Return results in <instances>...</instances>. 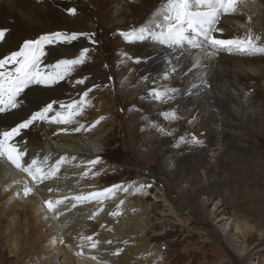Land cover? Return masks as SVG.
Listing matches in <instances>:
<instances>
[{"label": "bare ground", "instance_id": "1", "mask_svg": "<svg viewBox=\"0 0 264 264\" xmlns=\"http://www.w3.org/2000/svg\"><path fill=\"white\" fill-rule=\"evenodd\" d=\"M91 1L95 8L91 14L103 25V37L107 39L110 35L127 32L148 23L152 14L165 2ZM35 2L36 0H0V29L8 30L6 41L0 42V54L18 50L22 46L19 35L24 32L18 31V26L25 33L39 34L61 29L78 32L84 29V23H88L85 8L79 9L80 14L71 20L64 11L69 7L62 0ZM8 15L13 18L11 23L6 20ZM87 26L88 24L86 28L89 29ZM216 28L223 30L222 33H214L217 38L233 39L251 32L253 36L261 37L258 44L264 46V0H244L238 5L236 14L222 15ZM81 48H84V43L80 39L72 44L47 46L46 51L49 54L44 58L45 63L53 64L58 59H70ZM125 48V53L132 56L130 52L133 50V58H139L141 62L131 66L130 59L122 60L121 53L117 54L115 48L112 50L107 45L105 53L111 52L113 55L111 67L116 68L117 64L122 66L113 78V85L110 87L113 92L110 89L105 98H97L91 111L88 108L81 115V119L78 117L77 122L68 126L36 123L22 133V138H16L21 150L27 152L24 158L26 161L30 162L33 158L42 161L45 157L48 158L45 170L54 166L60 157H64L56 178L34 185L26 173L0 159V264H168L163 259L165 255L161 247L156 243L150 244L156 240V232L166 227L191 231L189 228L192 222L188 223V218L184 220L175 203L164 194L160 199L164 209L155 218L157 213L152 212L146 201L150 197L149 188L136 191L140 184L146 185L148 181L139 171L133 182L117 183L124 187L133 184L132 188L127 192L123 189L116 191L102 205L95 201L85 202L69 210L74 202L69 199L57 207L56 216L44 206L43 202L48 199L63 200L64 197L88 195L111 187L104 183L107 181L105 177L115 175L119 168L105 158L103 150L112 128L114 130L120 126L116 123L118 115L114 114L113 107L110 106V102L115 105V98L130 102L132 106L139 103V108L147 111L156 120L165 103L178 107L181 112L194 107L193 116L200 115L203 119L202 126H196L195 129L205 130L216 145H223L218 151V162H226L222 152L228 147L231 135L251 132L264 137V55L246 57L245 54L229 53L225 50L221 54L217 52L206 57L199 49H189L187 45L184 48L169 49L152 41L131 44ZM197 57L201 66L189 72L188 68ZM173 66L177 69L175 72L172 71ZM129 68H132L131 72ZM105 75L99 82H108ZM92 83V80H88L81 89ZM166 88H176L180 92L175 99H168L164 103L149 98L153 89L163 91ZM68 92L70 93V89L65 82H60L53 89L37 87L25 99L20 109L14 110V113L0 114V126H15L51 100L68 103ZM184 103L186 107H183ZM100 117L104 119L94 128L84 132V129L80 132L72 131L82 122L88 126ZM137 126V123L133 125L132 130L137 129ZM65 127L68 131H61ZM171 128L170 126L167 130L171 131ZM239 145L242 149L251 150V146L244 142ZM164 152L160 154L158 164L170 175L176 169L175 151ZM96 158L100 162L95 166L90 165L89 161ZM216 179L215 175L211 187ZM25 182L33 189L32 194L27 197L23 194ZM49 188L52 189L51 192L48 191ZM216 194L211 191L206 199L212 204L215 217L209 223L211 230L200 235L199 243L203 246L213 243V238L216 237L218 242L222 241L229 247V256L236 262L262 264L259 261L252 262L249 257L258 253L264 243V228L260 225L256 228L249 225L248 220L250 221L252 213L225 214L220 209L223 204H220L221 200ZM121 200L124 201L122 205ZM117 205H120L119 209ZM25 208L28 209V214L24 211ZM100 208L103 211H99ZM117 210L121 213L119 216L109 215ZM94 211L98 215L90 219ZM150 233L153 235L149 237ZM253 233L257 234L259 241L251 245L247 240ZM87 236H92L93 241L98 242L95 249L90 247L87 239H81ZM61 240L64 243H60ZM216 249L221 252L219 248ZM78 252L82 254L76 255ZM116 252L119 255L113 254ZM92 256L97 259H91ZM223 257L220 254L216 259L218 262L204 264H226Z\"/></svg>", "mask_w": 264, "mask_h": 264}, {"label": "rangeland", "instance_id": "2", "mask_svg": "<svg viewBox=\"0 0 264 264\" xmlns=\"http://www.w3.org/2000/svg\"><path fill=\"white\" fill-rule=\"evenodd\" d=\"M62 2L69 8L78 10L77 15L70 16L71 20H74L80 14L79 9L85 8V11H87L88 23H84V29L82 28L75 33L94 34L91 39L95 43H90L87 36L79 38L83 41L84 48L89 49L86 62L77 66L71 76L61 81L65 82L70 89V93H66L69 102L72 99H79L85 90L92 88L93 90L89 92L87 97L90 104L85 108L84 112L88 108L91 111L92 105L97 98H105L109 94L110 87L113 85V78L122 66L117 64L116 68L111 67L110 62L113 55H111V52L109 54L105 53L107 52L105 51L106 46L108 45L112 50L115 48V52L117 54L121 53V59L123 60L130 56L125 53V47L131 44L125 42L120 35L121 32L114 36H108V39L103 37L105 33L103 25L96 21L93 13L91 14L92 10H95L91 0H82V2L80 0H62ZM35 3H38L37 0ZM12 19L9 15L6 17L9 23L13 21ZM86 24H88L87 27L89 29L86 28ZM18 31L24 32L19 35L22 42L38 39L41 35L56 32L25 33L21 26H18ZM57 31L68 32L64 29ZM116 46L120 48L117 49ZM79 50L70 59L76 58L79 55ZM223 52L220 51L218 54ZM234 52L239 53L237 51ZM130 53L135 55L133 50ZM133 55L130 57H133ZM245 56L255 57L257 55ZM130 64L131 66L136 65L133 60H130ZM129 69L131 72L132 68ZM104 75L108 82H99L104 79ZM85 77L87 79L83 85L74 86L76 80ZM88 80H92L93 83L82 90L81 88L86 85ZM111 92H113V89H111ZM149 98L152 97L149 95ZM115 100V105L110 102V106L113 107L114 114L118 115L116 123L120 126L114 130L112 128L103 152L105 158L110 163L116 164L119 169L115 175L105 177L107 181H104V183L112 186L117 185V183L133 182L136 180L137 171H139L148 180L146 185H151V187H147L149 188L150 197L146 201L152 212L154 214L157 213L155 218L164 209V204L160 200L161 195L163 196L164 194V196L171 198L175 203L179 209L178 211L184 216V220L188 218L187 222H192L189 228L191 231L188 232L185 231V228L180 229L178 227H166L161 231H157L156 234L158 233V235L154 237L156 240L152 241V243L150 242V244H157L161 247L165 255L163 259L168 264L213 263L214 261L218 262L216 259L220 254L224 256L223 262L225 261L226 264H240L231 259L229 247L222 241L218 242L216 237L213 238V243L205 244L204 246L199 243L200 235L211 230L210 224L215 217L213 216L214 211H212L213 206L206 199L211 191H215L217 198L221 200L220 204H223L220 209L225 214L231 215L233 212L252 213V218L250 217V221L248 220L249 225L254 228L260 225L261 228H264V137L251 132L239 133L241 136L231 135L230 142H228L229 145L224 150L226 152H222L226 162H218V151L223 145L221 143L216 145L211 135L205 130L199 131L195 129L196 126H202L203 119L200 115L193 116L195 114L193 112L194 107L187 108L181 112L178 107L166 105L165 103L163 111L159 112L158 120H156L147 111L140 109L139 103L132 106L130 102H122L119 98H115ZM144 102L147 104V101ZM54 107L58 109L59 105H54ZM183 107H186V103L183 104ZM172 110L176 111L180 119L175 121L165 120L162 113ZM79 119H81V116H79ZM94 122L88 126L84 122L81 124L85 126V129H88ZM136 123L138 125L137 129L132 130L133 125H136ZM153 125L163 127L165 132H172V135H164ZM170 126L172 127L171 131H168L167 129ZM180 126L182 127L180 128ZM193 135L202 140L203 144L193 145L185 142L180 147H175L177 140L181 136L185 138V141H189ZM242 142L247 146H251V150L240 148L239 144ZM171 150L175 151L176 169L168 175L159 166L158 159L164 151V153H167V151L171 152ZM215 175L217 179L211 187V184H213L212 178ZM24 211L27 214L29 213L27 208ZM153 223H155V220ZM152 235L150 233L149 237ZM258 239L257 234L253 233V236L247 241L248 244L252 245L259 241ZM216 248H219L218 250H221V252H217ZM55 249L58 250L57 245H55ZM249 260L252 262L259 261L264 264V243H262L258 253L250 255ZM244 263L242 262V264Z\"/></svg>", "mask_w": 264, "mask_h": 264}, {"label": "snow or ice", "instance_id": "3", "mask_svg": "<svg viewBox=\"0 0 264 264\" xmlns=\"http://www.w3.org/2000/svg\"><path fill=\"white\" fill-rule=\"evenodd\" d=\"M37 2H40V0H37ZM243 2L244 0H165L152 14V19L148 23L132 28L127 32H121L120 35L125 42L130 44H143L152 41L169 49L184 48L187 45L189 49H199L206 57H211L217 52L225 50L229 53L237 51L245 55H264V46L258 44L261 37L258 35L253 36L251 32L244 37L233 39H220L214 35L216 32L222 33L223 31L216 28L220 17L222 15L236 14L238 5ZM64 11L68 16H75L78 13L76 8H66ZM7 31V29H0V42L6 41ZM92 35L94 34L56 31L41 35L38 39L24 41L18 50L0 54V114L14 113V110L20 109L25 99L37 87L53 89L61 81L71 76L77 66L86 62L89 52L88 48H83L79 50V55L74 59H58L53 64H46L44 58L49 54L46 51V46L55 47L56 45L72 44L81 36H87L90 43H95L91 39ZM127 59L133 60L135 63L141 62L139 58L127 57ZM200 66V59L197 57L192 66L188 68V71L191 72L193 68H199ZM176 70V67L173 66L172 71L175 72ZM86 79L87 77L76 80L74 86L83 85ZM92 90V88L85 90L79 99L68 103L51 100L38 110L33 111L28 118L16 123L15 126H0V159L6 160L7 163L20 172L26 173L34 185H40L48 179L56 178L57 173L60 171V165L65 158L60 157L54 166H49L45 170L48 158L45 157L42 161L35 158L31 159L30 162L26 161L24 158L27 152L26 150H21L16 138H22V133L38 122L64 126L77 122L76 118L83 115L85 108L90 104L87 97ZM179 92L180 90L176 88H166L163 91L153 90L149 95L156 101L164 103L168 99H175ZM57 104L59 105L58 109L54 107ZM162 115L165 120L175 121L180 119L175 110L163 112ZM102 119L104 117H100L88 129H85V126L80 124L79 127L72 129V131L90 130L99 124ZM153 126L164 135H172V132H165L164 128L159 125ZM61 131L67 132L68 128L65 127ZM185 142L193 145L203 144V141L195 135L189 141H185V138L181 136L177 140L175 147L178 148ZM73 159L75 158L73 157ZM99 162V158H96L89 161V164L95 166ZM132 187L133 184H129L128 187L113 185L88 195L81 194L71 198L64 197L63 200L57 199L55 201L48 199L43 203L47 210L56 216L57 207L69 199L74 201L71 203L69 210L85 202L92 203L95 201L97 204L102 205L105 199L112 198L116 191L123 189V191L127 192ZM146 187H151V185L140 184L136 191ZM48 191L51 192L52 189L49 188ZM32 192V187L25 182L24 196L27 197ZM123 203L124 201L121 200L120 205ZM120 205H117V209H119ZM99 211H103V208H100ZM120 214L118 210L109 213L113 217H117ZM97 215L98 212L94 211L89 218L94 219ZM81 239H87L92 249L97 247L98 242L93 241L92 236L81 237ZM60 243H64V241L61 240ZM81 254L80 252L76 253V255ZM113 254L119 255V252ZM91 259L96 260L97 258L92 256Z\"/></svg>", "mask_w": 264, "mask_h": 264}]
</instances>
